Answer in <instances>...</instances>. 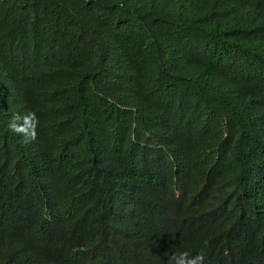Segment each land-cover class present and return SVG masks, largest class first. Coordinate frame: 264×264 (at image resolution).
I'll return each mask as SVG.
<instances>
[{"label":"trees","instance_id":"trees-1","mask_svg":"<svg viewBox=\"0 0 264 264\" xmlns=\"http://www.w3.org/2000/svg\"><path fill=\"white\" fill-rule=\"evenodd\" d=\"M257 3L0 0V264L132 263L137 204L154 206L150 189L181 147L244 193L205 253L250 244L243 251L259 255L264 226L249 199L264 182ZM29 98L50 120L17 154L8 121ZM47 213L62 226L42 247Z\"/></svg>","mask_w":264,"mask_h":264},{"label":"clouds","instance_id":"clouds-1","mask_svg":"<svg viewBox=\"0 0 264 264\" xmlns=\"http://www.w3.org/2000/svg\"><path fill=\"white\" fill-rule=\"evenodd\" d=\"M257 4L264 8V0ZM257 112L264 118V110L258 108ZM41 119L50 120V115L38 99L29 98V106L12 113L8 139L17 154V146L27 147L38 141V130L46 124ZM164 178L163 185L158 181L150 189L149 199L154 206L145 211L137 204L141 228L129 246L133 262L122 264H264V243L256 256L243 251L250 244L240 245L242 251L233 255L225 252L211 257L205 253L212 234L222 232L225 207L244 193L220 173L211 174L200 152L181 147L170 158ZM254 191L249 198L253 219L264 226V182L255 183ZM61 226L57 215L47 213L36 234L38 244L51 247ZM188 251L199 253L190 256ZM102 257L104 264H109L105 255Z\"/></svg>","mask_w":264,"mask_h":264},{"label":"bare ground","instance_id":"bare-ground-1","mask_svg":"<svg viewBox=\"0 0 264 264\" xmlns=\"http://www.w3.org/2000/svg\"><path fill=\"white\" fill-rule=\"evenodd\" d=\"M188 253H189L190 256H195L199 252H196V251H188Z\"/></svg>","mask_w":264,"mask_h":264}]
</instances>
